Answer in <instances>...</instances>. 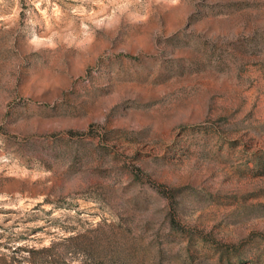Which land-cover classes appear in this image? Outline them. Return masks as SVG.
I'll list each match as a JSON object with an SVG mask.
<instances>
[{
    "label": "rangeland",
    "instance_id": "1",
    "mask_svg": "<svg viewBox=\"0 0 264 264\" xmlns=\"http://www.w3.org/2000/svg\"><path fill=\"white\" fill-rule=\"evenodd\" d=\"M0 264H264V0H0Z\"/></svg>",
    "mask_w": 264,
    "mask_h": 264
}]
</instances>
